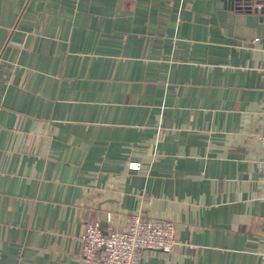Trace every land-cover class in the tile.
I'll return each instance as SVG.
<instances>
[{
	"label": "crops",
	"instance_id": "crops-1",
	"mask_svg": "<svg viewBox=\"0 0 264 264\" xmlns=\"http://www.w3.org/2000/svg\"><path fill=\"white\" fill-rule=\"evenodd\" d=\"M263 129L264 0H0V264H85L84 209L260 264Z\"/></svg>",
	"mask_w": 264,
	"mask_h": 264
},
{
	"label": "built area",
	"instance_id": "built-area-1",
	"mask_svg": "<svg viewBox=\"0 0 264 264\" xmlns=\"http://www.w3.org/2000/svg\"><path fill=\"white\" fill-rule=\"evenodd\" d=\"M258 138L264 147V129ZM128 166L137 169L140 164L130 162ZM87 215L88 209H84V229L79 236L85 264H139L142 250L170 252L177 243L176 226L170 219L134 215L124 228L118 229L110 223V212L106 213L107 226ZM258 254L260 264H264V242Z\"/></svg>",
	"mask_w": 264,
	"mask_h": 264
},
{
	"label": "water",
	"instance_id": "water-1",
	"mask_svg": "<svg viewBox=\"0 0 264 264\" xmlns=\"http://www.w3.org/2000/svg\"><path fill=\"white\" fill-rule=\"evenodd\" d=\"M238 0H222L224 5H228L230 7H233Z\"/></svg>",
	"mask_w": 264,
	"mask_h": 264
}]
</instances>
